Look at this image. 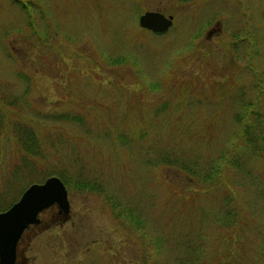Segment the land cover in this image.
<instances>
[{
    "label": "rangeland",
    "instance_id": "1",
    "mask_svg": "<svg viewBox=\"0 0 264 264\" xmlns=\"http://www.w3.org/2000/svg\"><path fill=\"white\" fill-rule=\"evenodd\" d=\"M251 112L264 130V0H0V211L58 173L104 188L42 214L19 264H264V156L221 160Z\"/></svg>",
    "mask_w": 264,
    "mask_h": 264
},
{
    "label": "water",
    "instance_id": "2",
    "mask_svg": "<svg viewBox=\"0 0 264 264\" xmlns=\"http://www.w3.org/2000/svg\"><path fill=\"white\" fill-rule=\"evenodd\" d=\"M173 24V16L158 11L146 12L139 18L141 28L160 35L167 33ZM53 207L58 208L59 215L69 217V191L63 180L56 176L44 183L32 184L16 203L0 212V264H19L18 247L24 233L39 225L41 214Z\"/></svg>",
    "mask_w": 264,
    "mask_h": 264
},
{
    "label": "trees",
    "instance_id": "3",
    "mask_svg": "<svg viewBox=\"0 0 264 264\" xmlns=\"http://www.w3.org/2000/svg\"><path fill=\"white\" fill-rule=\"evenodd\" d=\"M248 115L249 114L247 113V116H245L246 121L248 120ZM252 117H255L254 118L255 120L259 118V121H256V122L251 121L249 125H246L244 124L245 122L243 123L244 116H241L240 119L238 120L236 119L235 122L238 125L237 126L238 129L235 131L234 139H238V140L234 142L232 148H237L239 152L233 153L231 157L228 156L229 153H226L225 156H223L221 159L223 160V162H227L229 168L235 169L236 171H239V172L244 170L243 168L244 159L242 158L244 155L246 157H249L248 160L252 157L259 158L261 156L262 157L264 156L263 155L264 154V130L262 129L261 131H259L257 129L259 127L258 124L260 125L261 123V125H263L262 124L263 122H261L262 115H255L254 112H251V118ZM4 127L5 126L3 123V119L0 118V136L4 130ZM13 134L16 139V144L19 147V149L22 151V153L33 155V156H36L37 154H39V149H38V144H37L38 141H37L36 134L33 128L24 126L23 124H20L19 122H17L15 123ZM160 162L162 163V165H173L174 166V165L179 164L182 168L184 167V164H182L179 160L169 159L166 157L162 158L159 162L157 161L156 164L161 165ZM58 176L63 180V182L67 186L68 191L70 193H72L73 189L77 190L78 188H80L79 190L85 189V190L97 191L101 193L104 192L103 186L101 184L99 185V183L96 184V182H91V181L90 182L89 181L88 182L77 181L73 185L67 175L63 173L62 174L58 173ZM109 203L113 211V215L117 219L124 218L128 220L130 223L132 222L133 227H137L138 223L141 222L140 217L137 216L133 210L127 209L124 207L117 209V205H114L110 201ZM3 211H0V212H3ZM58 215H59V212H58ZM59 217L66 219L65 217L61 215H59ZM18 254H19V250H18Z\"/></svg>",
    "mask_w": 264,
    "mask_h": 264
}]
</instances>
